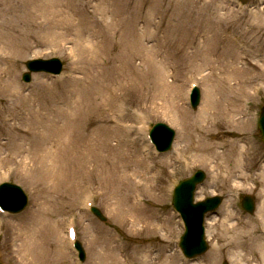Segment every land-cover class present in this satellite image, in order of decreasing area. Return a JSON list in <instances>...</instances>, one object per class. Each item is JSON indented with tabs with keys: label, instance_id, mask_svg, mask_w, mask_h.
I'll return each instance as SVG.
<instances>
[{
	"label": "rangeland",
	"instance_id": "374dc122",
	"mask_svg": "<svg viewBox=\"0 0 264 264\" xmlns=\"http://www.w3.org/2000/svg\"><path fill=\"white\" fill-rule=\"evenodd\" d=\"M24 3L23 15L30 26L19 44L30 49L17 52L21 56L11 72L15 79L9 86L19 90L21 97L10 96L0 83V129L4 130L0 135L13 136L9 148L19 141L20 133L26 132L28 139L20 153L8 151V147L7 154L1 153L0 183L21 186L29 203L20 214L0 216V264H81L68 244L69 222L76 223L87 255L83 264H114L112 253L117 257L115 264H207L217 241L220 245L225 241L221 221L229 204L235 219L227 220L226 225L239 224L241 230L249 226L254 241L264 237V143L258 132L264 106V0ZM77 42L97 51L96 60L85 64L87 53L80 51ZM135 46L140 53H135ZM54 57L64 62L60 78L33 74L30 83L22 81L28 60ZM205 59L211 64L202 67ZM227 62L236 71L222 70L220 65ZM193 81L201 89L195 111L186 100ZM206 84L216 86L217 93L204 126L205 114L200 111ZM242 104L249 117L244 116L245 110L241 112ZM137 113L149 125L162 122L176 131L170 152L156 156L150 151L153 158L141 159L139 166L136 160L147 154V141L135 131ZM225 114L235 115L240 126L232 127ZM49 119L56 126L51 124L47 131L44 124ZM60 130L67 137L57 143L52 137ZM87 134L93 144L91 165L105 170L101 175L95 169L98 172L94 171L90 190L79 177L83 169L78 147ZM39 140L53 150L62 148L55 167L46 160L40 164L41 154L35 146ZM224 140L246 145L255 159L246 172L235 168L232 161L225 162L218 170L220 178L214 179V161L201 164L193 143L213 146ZM178 153H185L193 164L181 168L175 161ZM51 170L57 174L55 180H47ZM197 170L206 173V180L197 187L195 200L221 196L223 202L216 213L207 215L208 251L188 262L176 251L183 232L172 206V190ZM119 194L129 197L126 210L137 207L139 212L134 214L141 219L117 212L114 204ZM247 195L254 199L253 214L240 208ZM86 201L106 221L88 213ZM211 224L215 228L210 237ZM21 253L31 257L24 259ZM218 256L219 264H247L232 262L228 253ZM251 264H264L261 252L256 251Z\"/></svg>",
	"mask_w": 264,
	"mask_h": 264
},
{
	"label": "bare ground",
	"instance_id": "6f19581e",
	"mask_svg": "<svg viewBox=\"0 0 264 264\" xmlns=\"http://www.w3.org/2000/svg\"><path fill=\"white\" fill-rule=\"evenodd\" d=\"M24 0H0V83L3 86V88H7L8 89V93L10 94V96H17V97H21V92L19 90L15 91V89H13L12 87L10 88L9 85H11V80L15 79V76L12 78V70L13 68L16 66L17 64V59L20 58L21 54H18L17 52H22L23 53H27V51L29 52L30 47L28 48V45H20L19 41L21 39L25 37L29 31V22L27 20V17L25 15H23L24 12ZM26 11H27V7H25ZM38 9V8H36ZM39 10V9H38ZM260 25V24H259ZM254 26V24L252 25ZM80 49V51H84L85 53H87L86 56V62L85 64H87V62H93L94 60H96L97 57V51H94L90 48H88L85 45H82L81 42H77V45ZM135 53H140V49L138 46H135L134 48ZM83 57V55H81ZM224 56L227 59V57L229 55H227V53L224 51ZM233 58V57H230ZM210 60H206L204 61L203 65H201L202 67L204 65H210L211 63L209 62ZM234 63V60H233ZM233 63H226L223 65H220V67L223 69H228V72H232V71H236L235 67L233 66ZM2 67H5V69H2ZM7 68V69H6ZM89 70V69H86ZM198 74V73H197ZM2 75H4V78L2 77ZM3 81V82H2ZM0 85V87H2ZM244 88V87H242ZM253 88V87H252ZM231 90V88H229V91ZM243 90V89H242ZM205 95H204V104L203 107L200 111L203 112L204 115V119L201 122V124H207L209 122V118H208V114L210 110H213V106H215L213 104V96L215 93H217L216 90V86L214 89V86H212V84H206L205 87ZM245 91V90H243ZM15 93V94H14ZM173 94V93H172ZM245 94V93H242ZM173 98V96H172ZM172 100V99H171ZM215 110L218 111V107L214 108ZM241 112H243L245 110V106L244 104H242L241 107ZM212 112V111H211ZM246 112V110H245ZM248 115H250L248 112H246L244 114L245 117H247ZM201 117V116H200ZM249 117V116H248ZM54 118V117H53ZM120 118V117H119ZM217 118L219 120V115H217ZM224 119L226 121H228L229 123H231L232 127H239L240 124L237 122V120L235 119V115L230 116L229 114H225L224 115ZM235 119V121L237 123H232L233 120ZM49 123L44 124V129L45 130H50L51 128V124L55 125V120L52 119V121L46 120ZM94 121V120H93ZM92 120L88 123L89 125H92ZM220 121H222V119L220 118ZM246 123L249 120H244L242 122ZM249 125V123H248ZM56 126V125H55ZM200 130L203 129L202 126L199 127ZM4 131L0 129V132ZM67 131V130H65ZM195 132V131H194ZM60 134V135H59ZM199 135V133H198ZM20 139L19 141L14 145L13 148H9V146L12 147V143H13V136L10 135L6 136L4 134L0 135V141L2 142V140H5V143H0V160L2 159V155L1 153H5L7 154V150L5 149L6 147H8V151H13L15 153H20L21 150L23 149V145L26 143V139H28V136L25 133H20L19 134ZM67 134L63 133L61 130L59 133L55 134V138L52 137V139L54 141H56L57 143H61V140L66 138ZM65 141V140H64ZM63 141V142H64ZM62 142V143H63ZM82 144L81 146H79V150L81 151V157L79 158L80 160V166L82 167L83 170H81V174H79L80 177V182L85 183V186L87 187V189L90 190L89 186H91V181L93 179V174L94 171L98 172L95 169L99 170V173L101 175L104 174V168L103 166H101V168H99V166L93 168L92 164V160H93V144H92V138H90L89 134L87 135H83V141H81ZM247 145L250 146L251 142L250 140L247 141ZM193 144H195V146L192 148V150H194L195 152H199L200 156H199V162L201 164H212L211 162L215 163V166H213L212 171L213 172V178L214 179H219L220 178V174L218 172L221 164L224 165L223 163L225 162H230L235 164V168L241 169L243 171H247L248 168H251V162L255 159L253 158V155L251 153V151L249 150L250 148L246 147L244 148L243 146L240 145L239 142L236 141H222L218 144H215L213 146H205L203 143H196L194 142ZM35 146H37V149L39 151V153L41 154V161L40 164L44 165V162L46 160V164H50L49 166H51L52 168L55 167L58 163V153H62V148L61 149H56L53 150L50 147H48L46 145L45 142H43L42 140L38 141V144H35ZM221 149V150H220ZM201 150V151H200ZM41 151V152H40ZM4 154V156H5ZM184 160V164L189 167L191 164H193V162L191 163L189 161V159L186 157L185 153L184 155L181 154L180 155ZM147 157H138L136 160L137 166H139V163H141V159H146ZM226 159V160H225ZM198 160H195L194 164L196 162H198ZM221 160V161H220ZM92 166V167H91ZM54 170V169H53ZM51 170L50 171V175L49 177H47V180L49 178H51L52 180H55L57 178V174ZM215 172H218L214 175ZM227 172H232L231 169H229ZM136 175L137 177H141L140 174L138 173H134L133 176ZM131 195L132 198L135 199L136 194L134 192L131 191ZM134 193V194H133ZM130 199L127 196H121L119 194V198H116V204H114L115 209L117 210V212L122 213V214H127V215H131L133 214V218H138L141 219L140 216H137L134 214L135 211L139 212V209H137V207H131V209L126 207V203L129 202ZM230 205V204H229ZM229 205H227V208L225 206L224 210H226L227 212H222L223 213V219H222V227L224 228V230L222 231V238H225V241L222 242V244H217L214 245L213 249H212V255L210 254L209 259L207 260V264H219V256L218 254H222V252L224 253H228L229 258L231 259L232 262L234 263H239V262H246L247 264H251L256 256V251L257 253L261 252V258L264 259V237H260L258 239H256V241H254V239L250 238L251 236V230H249V226H246L243 228V230H241L239 227V224H235V226L232 227V225H226L227 220L228 221H234L235 219V215L233 213L229 212ZM231 206V205H230ZM262 212L264 213V202L262 205ZM264 216V214H263ZM262 216V217H263ZM226 218V219H225ZM264 218V217H263ZM133 219V220H134ZM225 219V220H224ZM135 222V221H134ZM210 224V223H209ZM214 225H210L209 227V235L211 237V231H214ZM232 227V228H231ZM213 229V230H212ZM116 250V249H115ZM21 257L22 258H26V257H31V255L29 254H23L21 253ZM33 257V256H32ZM113 258H111V260H113L114 264L117 261V257L116 254L112 256ZM149 256L146 255L145 259H149ZM171 263L173 262L172 260L170 261ZM117 263V262H116ZM94 264H98L97 262H95ZM166 264V262L164 263Z\"/></svg>",
	"mask_w": 264,
	"mask_h": 264
},
{
	"label": "water",
	"instance_id": "95a60500",
	"mask_svg": "<svg viewBox=\"0 0 264 264\" xmlns=\"http://www.w3.org/2000/svg\"><path fill=\"white\" fill-rule=\"evenodd\" d=\"M53 63V60H35L29 62L27 67L29 70L34 72L49 71L51 69H55V65ZM24 78L26 81H29L30 75L27 74L24 76ZM198 103L199 96H197V104ZM260 131L264 140V109L260 120ZM155 132L161 146L165 150H169L171 148L175 132L162 124H159L155 127ZM204 177L205 175L199 171L193 177L181 182L177 188L174 198V205L186 214L187 221L189 223V230L184 237L183 243L185 245L186 252L190 255L203 253L207 249L204 240V230L202 227L203 217L206 212L215 209L221 201L220 198H213L197 205L192 203L195 187L197 184L203 181ZM0 195L4 199L6 205L13 211L18 212L26 205L25 197L21 193L19 194L20 196L17 194V189L15 186L6 185L4 188L0 189ZM244 206L248 210L253 211V200L246 198ZM96 213L102 218L98 211H96Z\"/></svg>",
	"mask_w": 264,
	"mask_h": 264
}]
</instances>
